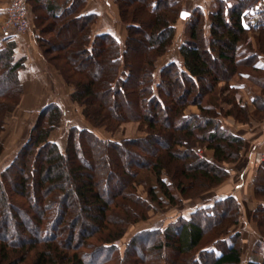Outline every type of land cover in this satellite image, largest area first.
<instances>
[{"label": "trees", "instance_id": "16d2710c", "mask_svg": "<svg viewBox=\"0 0 264 264\" xmlns=\"http://www.w3.org/2000/svg\"><path fill=\"white\" fill-rule=\"evenodd\" d=\"M85 3L73 0L59 13L50 0H35L38 46L94 129L113 132L136 122L145 136L113 141L73 127L63 152L51 135L64 110L44 106L0 176V264H242V234L233 230L241 204L234 196L189 219L179 216L165 229L138 232L123 253L118 243L152 213L223 184L227 165L241 159L246 139L221 120L251 122L239 100L242 84L253 90L249 82L262 91L253 102L255 115L264 118V7L257 9L256 0H216L208 13L191 12L184 20L188 40L179 49L183 65L166 64L157 79V62L187 12L183 0H115L125 42L110 34L92 37L98 16L82 14ZM251 12L258 26L246 23ZM254 29L256 49L247 41ZM15 48L10 42L0 49V155L7 116L24 94L19 72L25 60L15 59ZM191 105L198 114L186 113ZM263 174L264 164L253 182V221L264 240Z\"/></svg>", "mask_w": 264, "mask_h": 264}, {"label": "crops", "instance_id": "0c3cea01", "mask_svg": "<svg viewBox=\"0 0 264 264\" xmlns=\"http://www.w3.org/2000/svg\"><path fill=\"white\" fill-rule=\"evenodd\" d=\"M50 1L59 13L73 2V0ZM215 1L216 0H183V7L189 13L194 12L196 9H202L205 13H208L213 9ZM10 2L11 0H0V49L5 48L8 43L14 42L16 44L14 51L15 59L25 60V66L19 72V78L24 89L21 103L31 110L33 107L40 106L42 109L50 103H56L62 107L61 101H54L55 99L50 95L53 90H60L61 93V89L64 95L66 94V99L72 102L70 100L72 88L64 83L55 67L46 61L42 50L38 46L37 38L40 36V33L36 28L37 15L35 14V0H28V8L31 13V26L28 33H11L8 35L1 33V28L5 23ZM256 8L259 9L260 7ZM82 14H95L98 16L97 22L92 27V37L99 34H110L119 41L125 42L127 30L126 26L122 24L120 20L119 10L115 0H86ZM183 22L184 20L178 22L177 30H179V24ZM246 23H250L252 26H258V15L253 12L248 13ZM187 40L188 39L185 38L181 41V44L179 43L177 49L178 55H176L175 58L164 61L161 66L159 63L165 58V55L158 60L157 67L158 65L160 66L159 71L170 62L183 65V59L179 49ZM260 63L264 65V58H260ZM232 85H236V82H232ZM255 95L254 91L248 85H241L239 100L251 111L252 108L253 110L255 109L253 102ZM221 121L224 127L234 134L246 139V147L242 152V157L237 163L227 165L230 176L228 180L217 189L219 191L214 190L208 193L197 200L198 202L191 201L189 206L179 209V216L189 219L197 209L212 207L216 201L234 196L241 203L240 223L234 229V233L241 232L243 234L242 264H247L250 260L263 261L264 249L263 253H260L254 252L255 250L252 248L258 242L264 244V240L260 238L253 221V213L258 205L254 196L253 182L259 167L255 164L254 159L256 155L264 154V120L251 121L249 124H240L234 118L229 117L223 118Z\"/></svg>", "mask_w": 264, "mask_h": 264}, {"label": "rangeland", "instance_id": "374dc122", "mask_svg": "<svg viewBox=\"0 0 264 264\" xmlns=\"http://www.w3.org/2000/svg\"><path fill=\"white\" fill-rule=\"evenodd\" d=\"M38 15H41L43 17L45 14L43 11L39 10ZM179 25H180L179 30H177V34H176L177 40L176 42H174L169 52L165 54V58L162 59L161 62L159 63L160 66L164 61H167L171 58H175L176 55H178L177 49H178L179 43L181 44L182 43L181 41L185 38L188 39L187 23L183 22V23H180ZM256 29H254L255 31L253 30L248 33V40H247L248 43H251V45H253L254 49H256L255 37L258 34V31H256ZM52 36H53L52 33H48L44 37L47 40L48 39L51 40ZM159 65L156 71L157 79H158V73L160 69ZM58 74L60 75L59 72ZM249 83L252 86L257 96L262 95V91L258 86L252 84L251 82ZM223 86H224L223 83L219 84L218 89H221ZM62 91L63 90L61 89V93H60V90H53L51 91L50 95L53 97V99H55L54 101H58V100L61 101L62 108L64 110V116L61 119V121L57 123L56 128L53 131L52 137H51V140L58 143L59 147L61 148L63 152L65 151L66 146H67L69 130L73 127L78 128V129H82V128L90 129L94 131L100 138L113 140V141H122L125 139L141 138L145 136V133L140 130L139 124L136 122L122 124L121 126L117 127L116 130L113 132L108 131L106 128L94 129L88 122L85 121L84 117L82 116V108L78 104L68 101L66 99V94L64 95ZM226 95H228V92L223 93L222 97ZM225 107L226 109L230 108L228 105H225ZM40 109H41V106L33 107L31 110L30 108H27V106H24L21 103V105H19L18 108L14 112L8 114L7 119H6L5 129L1 134V140H2V143L4 144V151L0 155V176L2 172L10 165V163L15 158V156L17 155L21 147L27 142L29 135H30V131L37 121ZM255 112H256V109L253 110L252 108V111L249 109V113H251L252 115L251 121L264 120V118L259 119V116H256ZM186 113L187 114H198L199 109L197 106L191 105L186 110ZM207 155H210V154L207 153ZM257 157H264V154L263 153L258 154L256 155L254 159V162L256 165L260 166L264 164V163L257 162L256 161ZM262 177L264 178V174ZM220 186L213 189L212 191L219 189ZM139 191L140 193L143 194L142 192L143 188H140ZM208 193H205L200 198L207 195ZM200 198L191 200V201H197ZM191 201H186L182 206H179V207H172V206L164 207L163 209H160L157 212L152 213V216L148 221L140 222L136 224L135 226L130 227L125 238L118 243L120 252L121 253L124 252L126 244L138 232L149 230V229H156V228L165 229L169 225L175 223L177 217L179 216V209L189 206V203ZM256 203L258 204L257 200H256ZM255 225L258 230V226L256 223ZM258 233H259V230H258ZM242 241L244 242L243 234H242ZM263 245L264 244H261V242L260 243L258 242L252 249L255 250L254 252L263 253V249H264ZM161 264H164V263H161Z\"/></svg>", "mask_w": 264, "mask_h": 264}, {"label": "built area", "instance_id": "2783aa9c", "mask_svg": "<svg viewBox=\"0 0 264 264\" xmlns=\"http://www.w3.org/2000/svg\"><path fill=\"white\" fill-rule=\"evenodd\" d=\"M264 7V0H257L256 7ZM31 26V13L28 8V0H11L8 9L5 23L1 28V33L8 35L26 34ZM256 161L264 163V157H257Z\"/></svg>", "mask_w": 264, "mask_h": 264}, {"label": "water", "instance_id": "95a60500", "mask_svg": "<svg viewBox=\"0 0 264 264\" xmlns=\"http://www.w3.org/2000/svg\"><path fill=\"white\" fill-rule=\"evenodd\" d=\"M189 16H190V13H188V12H182L181 18H182L183 20H185V19H187Z\"/></svg>", "mask_w": 264, "mask_h": 264}, {"label": "bare ground", "instance_id": "6f19581e", "mask_svg": "<svg viewBox=\"0 0 264 264\" xmlns=\"http://www.w3.org/2000/svg\"><path fill=\"white\" fill-rule=\"evenodd\" d=\"M35 88V87H34ZM30 93V92H29Z\"/></svg>", "mask_w": 264, "mask_h": 264}]
</instances>
